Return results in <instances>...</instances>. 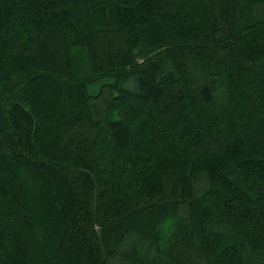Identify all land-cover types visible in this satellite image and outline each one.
<instances>
[{"label":"trees","instance_id":"1","mask_svg":"<svg viewBox=\"0 0 264 264\" xmlns=\"http://www.w3.org/2000/svg\"><path fill=\"white\" fill-rule=\"evenodd\" d=\"M115 263L264 264V0H0V264Z\"/></svg>","mask_w":264,"mask_h":264},{"label":"rangeland","instance_id":"2","mask_svg":"<svg viewBox=\"0 0 264 264\" xmlns=\"http://www.w3.org/2000/svg\"><path fill=\"white\" fill-rule=\"evenodd\" d=\"M146 37V36H145ZM31 72V71H30ZM122 87H124V88H131V87H133V85H132V83H131V81L130 82H127V83H123L122 84ZM44 89H50L51 91H53V92H55V93H57V91H60L59 90V88H57V87H51L49 84L47 85V83H44V82H42V81H38V80H36L35 81V90L36 91H38V92H43V90ZM93 90H94V86H90L89 87V91H91V92H93ZM97 131H99V129H97ZM45 188V187H44ZM26 191H29L27 188H26V190H25V192ZM34 191H30V194L31 193H33ZM44 192H45V190H44ZM28 199V202L29 203H31V204H33L31 207H29L28 208V213L27 214H29V212L31 213V217H33V218H35V224L34 223H32V224H34V226H32L33 228H37L38 229V226H40V228L39 229H41V231H43V237L45 238V240H46V234L44 233V227L47 225V223L49 222L50 223V221H52V213H51V211H50V206H51V204H50V202L48 201H46V200H44L43 201V203H44V206H45V208H46V210H45V212H44V214L42 213V210H41V206H39V205H37L30 197L29 198H27ZM54 202H56L55 200H54ZM46 213V214H45ZM27 217V216H26ZM29 217V216H28ZM28 217H27V220H28ZM50 219V220H49ZM31 221V220H30ZM30 221L28 220V222H27V224H30L31 225V223H30ZM57 237H58V235H57ZM54 241H55V244L57 245V238H55L54 239ZM133 242V238L132 237H130V238H127V239H125V241L123 242V244H122V246L123 245H129V244H131ZM60 256V255H59ZM116 264V263H115Z\"/></svg>","mask_w":264,"mask_h":264}]
</instances>
